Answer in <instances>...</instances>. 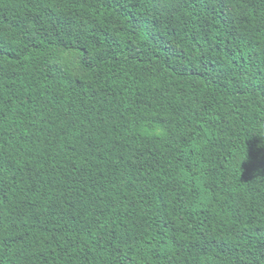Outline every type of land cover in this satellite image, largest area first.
Wrapping results in <instances>:
<instances>
[{
  "label": "trees",
  "instance_id": "1",
  "mask_svg": "<svg viewBox=\"0 0 264 264\" xmlns=\"http://www.w3.org/2000/svg\"><path fill=\"white\" fill-rule=\"evenodd\" d=\"M264 0H0V264H264Z\"/></svg>",
  "mask_w": 264,
  "mask_h": 264
},
{
  "label": "clouds",
  "instance_id": "2",
  "mask_svg": "<svg viewBox=\"0 0 264 264\" xmlns=\"http://www.w3.org/2000/svg\"><path fill=\"white\" fill-rule=\"evenodd\" d=\"M251 134H255L264 141V124L258 123L251 131Z\"/></svg>",
  "mask_w": 264,
  "mask_h": 264
}]
</instances>
